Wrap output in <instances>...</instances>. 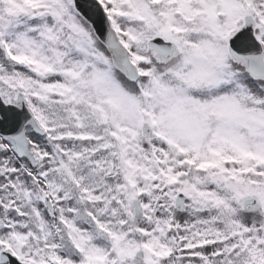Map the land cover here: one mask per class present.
Instances as JSON below:
<instances>
[{"label":"snow or ice","instance_id":"obj_1","mask_svg":"<svg viewBox=\"0 0 264 264\" xmlns=\"http://www.w3.org/2000/svg\"><path fill=\"white\" fill-rule=\"evenodd\" d=\"M0 264H264V0H0Z\"/></svg>","mask_w":264,"mask_h":264}]
</instances>
